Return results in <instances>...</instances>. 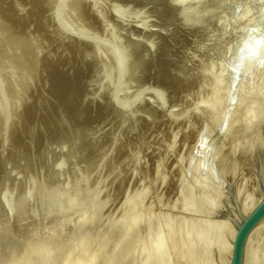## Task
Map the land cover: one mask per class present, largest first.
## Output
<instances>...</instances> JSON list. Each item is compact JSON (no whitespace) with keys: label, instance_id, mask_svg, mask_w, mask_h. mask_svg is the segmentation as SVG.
<instances>
[{"label":"rangeland","instance_id":"1","mask_svg":"<svg viewBox=\"0 0 264 264\" xmlns=\"http://www.w3.org/2000/svg\"><path fill=\"white\" fill-rule=\"evenodd\" d=\"M53 3L0 0V44L26 42L4 55L15 81L9 68L0 76L21 104L11 96L13 132L0 121V264L55 227L84 264H186L188 243L189 264H224L239 209L264 195V136L262 123L240 126L216 78L257 43L258 64L234 90L243 83L264 101V0H65L61 21L75 36L59 35ZM172 6L189 8L190 25ZM252 244L250 264H264V228Z\"/></svg>","mask_w":264,"mask_h":264},{"label":"bare ground","instance_id":"2","mask_svg":"<svg viewBox=\"0 0 264 264\" xmlns=\"http://www.w3.org/2000/svg\"><path fill=\"white\" fill-rule=\"evenodd\" d=\"M82 1H87V0H82ZM54 2L55 3H53V5L55 4V8L54 9H52V11H54L53 12V14H52V16H53V18H54V20H55V26L57 25V27L59 28V31H60V33H59V35L62 33H64V34H68L69 33V35L71 34V35H73V36H75L73 33H71V32H69V30H67L68 28L63 24V22L61 21V15H62V13H63V9H64V2H65V0H54ZM172 4H174V3H171V5ZM173 7V6H172ZM172 7L170 8V10H171V12L173 13V10H174V14L173 15H175V11L177 10V9H181L182 11H185L186 9L185 8H175L174 9V7H173V10H172ZM17 8V7H16ZM13 10V9H12ZM190 10H192V9H190ZM15 10H13V12H14ZM17 11V10H16ZM179 11V10H178ZM17 12H19V11H17ZM177 12V11H176ZM187 12H189L190 13V11H189V8H188V10H186V12H180L181 14H183V15H181V18L182 19H184L183 21H181L182 19L181 18H179L178 16H176L177 18H179V19H181L180 20V23L181 22H183L184 24H185V22L187 21V20H189V19H187L188 17L191 19V17L190 16H192V14L193 13H191L190 15H186V17H185V14H187ZM193 12V11H192ZM52 13V12H51ZM179 12L178 13H176V14H180ZM188 13V14H189ZM195 13V12H194ZM15 14H17L16 12H15ZM15 14H13V16L15 15ZM64 14V13H63ZM45 15V14H44ZM12 16V17H13ZM19 16V15H18ZM17 16V17H18ZM47 16V15H46ZM50 16V15H49ZM15 17V16H14ZM13 17V18H14ZM17 17H15L14 19H17ZM48 17V16H47ZM64 17V16H63ZM50 18H52V17H50ZM52 18V19H53ZM47 19V18H46ZM13 20V19H12ZM53 20V21H54ZM263 20H264V17H263ZM14 21V20H13ZM40 21H42V20H40ZM48 21H51V20H47V22ZM52 21V22H53ZM190 21V20H189ZM44 22H45V20H44ZM188 22V21H187ZM186 22V23H187ZM189 23H191V22H188V24ZM52 24V23H51ZM53 24H54V22H53ZM52 24V25H53ZM184 24H182V25H184ZM16 25V24H15ZM38 25H39V23H38ZM40 25H41V23H40ZM39 25V26H40ZM45 25V24H44ZM44 25L42 26L43 28H46V26L44 27ZM47 25V24H46ZM48 25H50V24H48ZM47 25V26H48ZM187 25V24H186ZM190 25V24H189ZM37 26V25H36ZM19 27H21V26H19ZM38 27V26H37ZM43 28H41V29H43ZM23 29V28H22ZM40 29V28H39ZM40 29V30H41ZM30 30V29H29ZM36 30H38V28L36 29ZM49 30V29H48ZM23 31V30H22ZM25 31V30H24ZM30 31H32V30H30ZM34 31V30H33ZM39 31V30H38ZM43 31V30H42ZM56 32V31H55ZM1 33V32H0ZM26 33V32H25ZM34 33H36V32H34ZM51 33V32H50ZM57 33V32H56ZM32 34V33H31ZM39 34V33H38ZM41 34V33H40ZM44 34V33H43ZM42 34V35H43ZM45 34H46V32H45ZM47 34H49V33H47ZM264 34V33H263ZM0 35H2V34H0ZM17 35V34H16ZM28 34H26V36H27ZM30 35V34H29ZM36 35V34H35ZM70 35V36H71ZM19 36V35H18ZM30 36H32V35H30ZM44 36V35H43ZM46 36V35H45ZM45 36H44V38H43V40H45ZM61 36V35H60ZM1 37V36H0ZM12 37H13V35H12ZM17 37V36H16ZM52 37V36H51ZM259 37V35H257V38ZM21 38H23V37H20L19 39L18 38H15V36L13 37V38H10V42L11 41H13V42H11V44L9 45V46H13V47H15V46H17V48L18 47H20L21 45L22 46H24V43H26L25 41L23 42L22 41V39ZM31 38V37H30ZM14 39V40H13ZM32 39V38H31ZM40 39V38H39ZM38 39V40H39ZM49 39H50V37H49ZM54 39V38H53ZM2 40V39H1ZM27 40H28V38H27ZM41 40V39H40ZM47 41V40H46ZM50 41V40H49ZM52 41V40H51ZM55 41V40H54ZM33 42V41H32ZM32 42H31V44H32ZM36 42V41H35ZM40 42V41H39ZM41 42H44V41H41ZM53 42V41H52ZM5 43V42H4ZM45 43V42H44ZM8 44V43H7ZM30 44V45H31ZM47 44H49V43H47ZM46 44V45H47ZM26 45V44H25ZM36 46V45H35ZM38 46V45H37ZM45 46V45H44ZM12 47V48H13ZM40 47V46H39ZM47 47V46H46ZM46 47H45V49H46ZM50 47V46H49ZM12 48H8V45H2V44H0V76H1V74L3 73V71L4 70H6L7 68H9V69H11V66H12V64L10 65L9 63H10V60H6V59H8L7 57L6 58H4V55H8V53H10V51L12 52V53H15L16 55H17V53L19 52V50H18V52H17V50L14 48V50L15 51H12L13 49ZM34 48V47H33ZM262 48H263V54H264V47L262 46ZM22 49V48H21ZM25 49V48H24ZM36 49V48H35ZM34 49V50H35ZM39 49H41V48H39ZM48 49V48H47ZM50 49H51V47H50ZM53 49V48H52ZM51 49V50H52ZM33 50V49H32ZM33 50V51H34ZM37 50V52H38V49H36ZM257 50H259L258 49V45H257V43H255V44H253L252 45V47H251V52H250V54L249 55H247V56H243V55H241L240 53H238V55L236 56V58H235V61H234V63H233V65H232V67H231V70L229 69V73H227V76L226 77H224V76H222V75H219V76H217V78H216V81H217V84L218 83H222V85H224V88H225V93L223 94L224 95V97H226V98H236V105H234L235 107H236V109H235V113H238L239 114V117H240V126L241 127H251V129L254 127V125L256 126L258 123L260 124V123H262V125H264V101L262 100V99H259V98H257L256 96H255V92L253 91V89L252 88H248V87H246L245 85H243V83L239 86V89L238 90H234V86H235V84L237 83V80H238V76L240 75V73H242V72H244V73H247V72H250L251 71V69L254 67L255 68V66L258 64V58H257V55H258V51ZM56 51V50H55ZM261 51V50H260ZM17 52V53H16ZM36 52V51H35ZM36 52V53H37ZM44 52V51H43ZM46 52V51H45ZM51 52V51H50ZM57 52H59V54H60V51H57ZM56 52V53H57ZM62 52V51H61ZM31 53V52H30ZM34 53V52H33ZM39 53V52H38ZM48 53H49V49H48ZM47 53V54H48ZM54 53V52H53ZM51 54V55H54V54ZM27 54V53H26ZM63 53H61V55H62ZM2 55H3V57H2ZM30 55V54H29ZM34 55V54H33ZM36 55V54H35ZM34 55V56H35ZM50 55V54H49ZM48 55V56H49ZM65 55V54H64ZM63 55V56H64ZM76 55H77V53H76ZM37 56H40V55H37ZM47 56V55H46ZM97 57L98 56V51H95V54H94V56L93 57ZM264 56V55H263ZM30 57V56H29ZM41 57V56H40ZM62 57V56H61ZM36 58V57H35ZM88 58V57H87ZM10 59V58H9ZM27 59V58H26ZM38 59V58H37ZM40 59V58H39ZM89 59V58H88ZM262 59V58H261ZM31 60V59H30ZM46 60V59H45ZM29 61V60H28ZM84 61H87V59H84ZM9 62V63H8ZM19 62V61H18ZM31 62V61H30ZM29 62V64L31 65V63ZM45 62V61H44ZM21 63H23L22 61H21ZM19 64H20V62H19ZM18 64V65H19ZM34 64V63H33ZM17 65V64H16ZM23 65V64H22ZM116 65H117V68H118V70L120 71V72H122V69H120V67H119V65H120V61L119 60H117L116 59ZM260 65H261V63H260ZM14 66V65H13ZM25 66V65H24ZM34 66V65H33ZM15 67V66H14ZM31 67V66H30ZM13 68V67H12ZM32 68V67H31ZM35 68V67H34ZM14 69V68H13ZM18 69V68H17ZM28 69H29V67H28ZM39 69V68H38ZM263 69V68H262ZM254 70V69H253ZM252 70V71H253ZM257 70H258V68H257ZM17 71L14 69V70H10V75H11V78L12 79H14V81H15V75L17 74L16 73ZM22 72V71H21ZM259 73H263L262 71H260V69H259V71H258ZM33 73V72H32ZM248 74V73H247ZM20 75V74H19ZM33 75V74H32ZM256 75H259V74H257L256 73ZM264 75V74H263ZM18 76V75H17ZM34 76V75H33ZM255 76V75H254ZM253 76V77H254ZM256 77V76H255ZM258 77V79H259V77H260V75L259 76H257ZM256 77V78H257ZM33 78H35V77H33ZM225 78V79H224ZM246 78H247V76H246ZM250 78V77H249ZM248 78V79H249ZM240 79V78H239ZM244 79V78H243ZM248 79H247V82H249L248 81ZM254 79V78H253ZM252 79V80H253ZM261 79H264V77H262ZM18 79L16 78V81H17ZM245 80V79H244ZM255 81H256V79H254ZM6 81H9V79H6ZM212 81V80H211ZM224 81H225V83H224ZM242 80L240 79V82H241ZM259 81V80H258ZM262 81V80H261ZM264 81V80H263ZM22 82V81H21ZM20 82V83H21ZM24 82V81H23ZM239 82V83H240ZM244 82V81H243ZM247 82H246V85H247ZM238 83V84H239ZM253 83H254V81H253ZM255 83H257L258 84V82H255ZM13 84V83H12ZM19 84V83H18ZM23 84V83H22ZM22 84L20 85L21 87H22ZM25 84V83H24ZM31 84V83H30ZM30 84H29V86H30ZM212 84V83H211ZM210 84V85H211ZM219 84V85H220ZM260 84H262L263 86L262 87H260ZM259 84V87L261 88V93H263V87H264V83L262 82V83H260ZM214 85H216V84H214ZM222 85H221V87H222ZM253 85V84H252ZM251 85V86H252ZM254 85H256V84H254ZM10 86H16V85H10ZM18 86V85H17ZM19 86V87H20ZM24 86V85H23ZM248 86H250V85H248ZM9 85H6L5 84V80H2L1 79V77H0V121H1V127H2V125L4 126H7L6 124L8 123V120H9V118H8V113H9V111H12L14 108H12L11 106H13L14 104L12 103L13 101L15 102V101H19V100H17V98L16 97H13V95H11L12 97H13V101H10V100H12V97L10 96V100L9 99H7L8 97H6V95L7 94H9V93H7V94H5V92H7L6 90H9V88H10V90L9 91H13L14 89L13 88H15V87H13L12 89L13 90H11V87H9ZM211 87V86H210ZM218 87V86H217ZM220 87V88H221ZM18 88V87H17ZM15 88V90H18V89H21V88ZM219 88V87H218ZM221 89H223V88H221ZM257 89V88H256ZM256 89H255V87H254V90L256 91ZM211 90H212V88H211ZM213 90H215L214 89V87H213ZM258 90H260V89H258ZM20 91V90H19ZM18 91V92H19ZM223 91V90H222ZM18 92H17V94H16V96L20 99V96H18ZM81 92V91H80ZM214 93H216L215 91H213ZM212 92V93H213ZM12 93V92H11ZM10 93V94H11ZM15 93V92H14ZM13 93V94H14ZM85 93V92H84ZM257 93V92H256ZM86 94V93H85ZM90 94V93H89ZM88 95V94H87ZM226 95V96H225ZM264 95V94H263ZM33 97V96H32ZM89 97V96H88ZM16 98V99H15ZM31 98V97H30ZM30 98H29V101H30ZM83 98V97H82ZM22 99V98H21ZM24 99V98H23ZM26 100H28L27 98H25ZM24 99V100H25ZM25 100V101H26ZM33 100H35V99H33ZM33 100L31 99V101L33 102ZM30 101V102H31ZM223 101V100H222ZM234 101V100H233ZM232 101V102H233ZM38 102V101H37ZM19 103V102H18ZM18 103H15V107H17L18 106ZM29 103V102H28ZM33 103H36V100L33 102ZM33 103L31 104V106L33 105ZM16 104H17V106H16ZM20 104V103H19ZM27 104V103H26ZM30 104H28L29 106H30ZM38 104V103H37ZM221 104V103H220ZM21 105V104H20ZM19 105V106H20ZM35 105V104H34ZM21 107V106H20ZM19 107V108H20ZM34 107V106H33ZM32 107V108H33ZM234 107V108H235ZM11 108H12V110H11ZM18 108V109H19ZM15 109H17V108H15ZM18 111V110H17ZM13 112V111H12ZM11 113V112H10ZM13 113H15V112H13ZM12 114V113H11ZM60 117H61V115H59ZM16 120V119H15ZM14 120V121H15ZM18 120V122H20L19 121V119H17ZM59 121V120H58ZM57 121V122H58ZM18 122H15L14 124L16 125V123L18 124ZM34 122H36V121H34ZM34 122H31V124L32 123H34ZM38 122V121H37ZM53 123H54V121H52ZM60 122V121H59ZM53 123H51L52 125H53ZM62 122H60V124H61ZM13 124V125H14ZM30 124V125H31ZM39 124V123H38ZM41 124V123H40ZM39 124V125H40ZM50 124V125H51ZM65 124H67V123H65ZM60 125L61 127L62 126H67V125ZM34 125V124H33ZM32 125V126H33ZM37 125V124H36ZM36 125H34V126H36ZM42 125V124H41ZM40 125V126H41ZM94 125V124H93ZM4 126V127H5ZM12 126V125H11ZM17 126V125H16ZM43 126V125H42ZM253 126V127H252ZM9 127V125L7 126V128ZM18 127V126H17ZM16 127V128H17ZM20 127V126H19ZM18 127V128H19ZM50 127V126H49ZM63 127V128H64ZM91 127V126H90ZM30 128V127H29ZM44 128V127H43ZM9 129H10V127H9ZM42 129V128H41ZM5 130H6V128H5ZM8 130V129H7ZM12 132H13V129H10ZM9 130V131H10ZM18 130V129H17ZM16 130V131H17ZM19 130H20V128H19ZM37 131L38 130H40V128H39V126H38V129H36ZM43 130V129H42ZM15 131V130H14ZM22 131V130H21ZM30 131V130H29ZM20 132V131H19ZM34 132V131H33ZM39 132H41V131H39ZM78 132V131H77ZM8 131H7V135H8ZM75 134H76V132H75ZM38 135V134H37ZM39 135H40V133H39ZM38 135V136H39ZM6 136V135H5ZM37 136V137H38ZM261 136V135H260ZM7 137V136H6ZM40 138H41V135L39 136ZM38 137V138H39ZM37 138V139H38ZM259 138V137H258ZM260 138H262V137H260ZM32 139H33V137H32ZM35 139V138H34ZM41 139H43V138H41ZM264 139V138H263ZM7 140V139H6ZM44 140V139H43ZM260 141H261V139H259ZM4 142H5V140H3ZM38 141V140H37ZM45 142V141H44ZM262 142H264L263 140H262ZM1 143H3L2 141H1ZM4 144V143H3ZM263 145H264V143H263ZM259 148H262V147H259ZM260 150V152H261V149H259ZM263 151V150H262ZM261 155H263L262 154V152H261ZM261 158H262V156H261ZM263 161V160H262ZM258 165H260V164H258ZM240 196V195H239ZM258 199V198H257ZM261 199H262V196H259V199L256 201V203L253 205V206H248V205H245V204H243L242 205V211H243V213L244 214H249L252 210H253V208L254 207H256V205L261 201ZM138 209V208H137ZM139 210H141V209H139ZM140 212V211H139ZM135 214H136V212H135ZM139 214V213H138ZM227 219V218H226ZM226 219H224L225 221H226ZM130 221H129V223H128V225H127V228H126V230H125V235H124V240H123V245H124V249H125V251H127V250H130L131 248H132V246H133V238H135V233L136 232H138L137 231V228L139 227V218H138V216L136 217H131L130 219H129ZM223 220V221H224ZM218 221H220V220H218ZM224 221V222H225ZM221 222V221H220ZM227 223V222H226ZM219 224V223H218ZM221 225V224H220ZM224 224L222 223V226H223ZM231 226V239H230V242H229V244L228 245H225V252H226V257H225V260H224V264H230V261H231V257H232V252H233V243H234V238H235V235H236V232H237V227L236 228H234L232 225H230ZM35 227V226H34ZM51 227V226H50ZM49 227V228H50ZM19 228V227H18ZM143 228V227H142ZM262 228H264V218L255 226V228L250 232V234L248 235V238H247V240H246V244H245V249H244V259H243V263L242 264H250L251 263V261H252V255H253V252H252V247H253V244H252V241H253V237L257 234V233H259L260 232V230L262 229ZM30 229V228H29ZM36 229V228H35ZM41 229V228H40ZM60 229H61V227H55V228H51V229H49V231H45L44 233H41V234H36V235H32L31 233V235L33 236V238L32 239H30L29 241H26V243H24L23 244V246H20V247H16V248H13L11 251H10V253H9V257H8V259L3 263V264H84L83 263V261L82 260H80V259H76V258H73V256L72 255H70L68 252H66V250H65V245H66V236H64V237H61L60 235H56L58 232H60L61 233V231H60ZM39 230V229H38ZM43 230V229H42ZM41 230V231H42ZM46 230V229H45ZM142 230V229H141ZM30 231H31V229H30ZM40 231V232H41ZM18 232H19V230H18ZM21 232V231H20ZM37 232V231H36ZM39 232V233H40ZM28 233V232H27ZM26 233V234H27ZM64 233H65V231H64ZM45 234V235H44ZM68 234V233H67ZM31 235H29V237H31ZM44 235V236H43ZM24 236V235H23ZM29 237H28V239H29ZM25 237H23V239H24ZM66 238V239H65ZM177 238V237H176ZM27 239V238H26ZM123 239V238H122ZM178 239V238H177ZM176 239V240H177ZM179 241V240H178ZM178 241L175 243V245L174 246H176V248L179 250V249H181V247L182 246H180V243H178ZM24 242V241H23ZM133 242V243H132ZM182 242H184V240L182 241ZM182 242H181V244H182ZM13 243V242H12ZM185 243V242H184ZM184 243H183V245H184ZM10 244V243H9ZM191 243H188V249H186L185 250V252L183 253V252H179L178 253V255L180 254V253H182L183 255H182V258L184 259V261H182V262H186V264H189V262H190V254H191V252L193 251V249L194 248H196L197 247V245H194V247L192 246V245H190ZM198 244V243H197ZM18 245V244H17ZM20 245V244H19ZM172 245V244H171ZM68 246V245H67ZM199 246V245H198ZM9 247V246H8ZM173 246H171V248H172ZM184 247H185V245H184ZM175 248V247H174ZM186 248H187V246H186ZM10 250V249H9ZM124 251V252H125ZM175 251V250H174ZM177 251V250H176ZM175 251V252H176ZM182 251V250H181ZM60 252H63L64 254H62L61 253V256H58L59 254H60ZM94 252V254H96L97 253V251H96V253H95V251H93ZM120 252H121V250H120ZM133 252V251H132ZM131 252V253H132ZM178 252V251H177ZM121 253H123V252H121ZM120 253V254H121ZM3 254V253H2ZM129 254V253H128ZM130 255H132V254H130ZM177 255V256H178ZM121 256H123V255H121ZM193 256V255H192ZM196 256V255H195ZM92 257V256H91ZM90 257V258H91ZM114 257V256H113ZM117 257V256H116ZM203 257V256H202ZM95 258H97V257H95ZM123 258V257H122ZM132 258V257H131ZM88 259V258H87ZM116 259H118V260H120L119 258H116ZM126 259H128V258H126ZM118 260H116V261H118ZM122 260V259H121ZM90 261H92V259L90 260ZM96 261V260H95ZM89 262V261H88ZM110 262H112V261H110ZM119 262H121V261H119ZM192 262V261H191ZM200 262V261H199ZM95 263V262H94ZM126 263V262H125ZM124 263V264H125ZM129 263V262H128ZM89 264H91L90 262H89ZM103 264V263H102ZM116 264V263H115ZM120 264H122V263H120ZM168 264V263H167ZM171 264V263H170ZM202 264V263H201Z\"/></svg>","mask_w":264,"mask_h":264},{"label":"water","instance_id":"3","mask_svg":"<svg viewBox=\"0 0 264 264\" xmlns=\"http://www.w3.org/2000/svg\"><path fill=\"white\" fill-rule=\"evenodd\" d=\"M264 136V125H263ZM239 218L234 219L236 222L237 232L233 243V252L230 264H242L244 259V249L246 240L250 232L264 218V195L261 201L253 208L249 214H244L242 209H239Z\"/></svg>","mask_w":264,"mask_h":264}]
</instances>
